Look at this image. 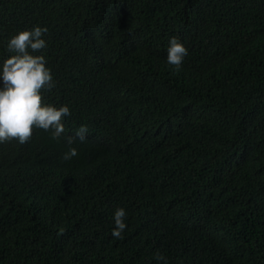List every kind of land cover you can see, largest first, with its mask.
<instances>
[{"label":"trees","instance_id":"16d2710c","mask_svg":"<svg viewBox=\"0 0 264 264\" xmlns=\"http://www.w3.org/2000/svg\"><path fill=\"white\" fill-rule=\"evenodd\" d=\"M33 25L70 115L0 143V264H264V0H0V62Z\"/></svg>","mask_w":264,"mask_h":264},{"label":"clouds","instance_id":"9594fccd","mask_svg":"<svg viewBox=\"0 0 264 264\" xmlns=\"http://www.w3.org/2000/svg\"><path fill=\"white\" fill-rule=\"evenodd\" d=\"M46 26L33 25L31 28L18 30L6 44L11 55L0 62V143L13 138L21 144L32 135L33 128L50 131L53 139L64 133L63 118L70 115L67 104L54 105L42 102V90H50L55 80L45 55L33 53L47 47L44 35ZM188 49L179 37L171 36L168 41L166 62L179 70ZM88 132L86 125H81L75 136H67L69 145L77 138L85 139ZM76 155V149L70 147L62 158L68 160ZM126 211L117 207L113 213L115 227L111 230L114 238H120L126 228ZM157 264H168L166 257L156 253Z\"/></svg>","mask_w":264,"mask_h":264}]
</instances>
